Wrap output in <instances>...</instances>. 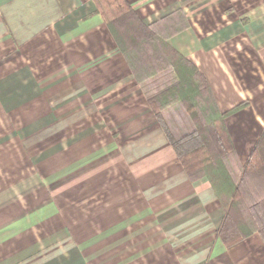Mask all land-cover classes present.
<instances>
[{"label": "crops", "instance_id": "1", "mask_svg": "<svg viewBox=\"0 0 264 264\" xmlns=\"http://www.w3.org/2000/svg\"><path fill=\"white\" fill-rule=\"evenodd\" d=\"M128 1L147 24L183 7L190 27L170 43L213 91L204 57L234 40L264 57V0L220 13L230 18L213 30L199 10L215 1ZM96 8L0 0V174L24 165L0 180V264H264L260 234L231 245L220 236L216 192L206 177L189 178ZM250 108L227 118L231 135L229 120Z\"/></svg>", "mask_w": 264, "mask_h": 264}, {"label": "trees", "instance_id": "2", "mask_svg": "<svg viewBox=\"0 0 264 264\" xmlns=\"http://www.w3.org/2000/svg\"><path fill=\"white\" fill-rule=\"evenodd\" d=\"M191 180L206 177L225 210L229 245L258 233L264 241V128L244 162L204 71L170 43L190 27L183 7L145 23L128 0H94Z\"/></svg>", "mask_w": 264, "mask_h": 264}, {"label": "rangeland", "instance_id": "3", "mask_svg": "<svg viewBox=\"0 0 264 264\" xmlns=\"http://www.w3.org/2000/svg\"><path fill=\"white\" fill-rule=\"evenodd\" d=\"M204 1L206 2L208 0ZM212 1L215 2L210 6L214 7V5L217 4V6L214 7V10L213 7L211 9H205L203 7L201 10H199L202 11L204 16L207 15V17H214V19L210 18L212 23L210 27H207L210 30L221 27L228 21L230 18L229 16H226V18H221V14H223L224 11L230 13L232 12V15L237 16L240 12L244 14L252 11V9L258 3V0ZM220 48L221 49H219L213 57L206 56L204 57V60L205 64H208V74H211L214 81V90L217 92L216 93L214 91V94L218 101H220L221 106L223 107L222 110H228L227 108L231 107L234 104V101H236L237 96H239V98H244V102H246L248 105H251V111L255 112L251 115L247 114L246 118H242V120H229V124L233 127L235 134V136L232 135V138L234 140L237 153H240V150L246 151L244 156H242L243 159L241 158L243 160L242 162H244L250 153L253 143L264 128V81L262 82L261 79L264 77V64L260 65V61H262V59L264 61V57L262 58L250 52V45L248 44V41L244 40H234L233 42L226 43ZM245 52H247V54H245ZM239 91H241V95H237V92ZM255 114H258L259 116L258 122L250 119L251 116L253 117ZM248 116H250V118H248ZM12 132L13 131L10 133ZM30 160H32V158H30ZM22 162H24V159ZM19 166V168H9L7 170H2L3 172L1 171L0 180L6 178V180L11 181L13 176H3L5 175L4 172H12L11 174H14V171H21L24 167V165L21 163ZM25 166L26 168L28 167L27 164H25ZM27 169L29 170V168ZM139 224L140 222L137 221V227ZM127 225L129 224L127 223ZM128 227L129 226H127L126 229H128ZM121 234L123 235V231ZM112 239L109 237L108 239L102 240L101 242L105 241V243H107ZM117 259V257L111 258L110 260L106 261V263L104 262V264H114Z\"/></svg>", "mask_w": 264, "mask_h": 264}]
</instances>
